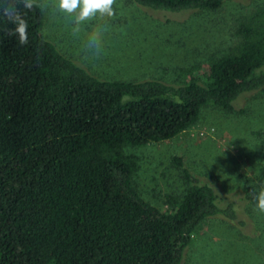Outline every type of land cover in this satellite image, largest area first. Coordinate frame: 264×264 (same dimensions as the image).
I'll return each instance as SVG.
<instances>
[{"label":"trees","instance_id":"1","mask_svg":"<svg viewBox=\"0 0 264 264\" xmlns=\"http://www.w3.org/2000/svg\"><path fill=\"white\" fill-rule=\"evenodd\" d=\"M224 0H133L151 10L214 9ZM28 43L0 32V264H177L211 216L243 226L235 201L218 205L192 175L164 211L132 184L125 146L170 138L210 104L233 109L264 86V28L244 22L236 52L211 58L202 80L101 78L41 33L23 10ZM11 28L0 16V28ZM255 189L247 185L243 197Z\"/></svg>","mask_w":264,"mask_h":264},{"label":"rangeland","instance_id":"2","mask_svg":"<svg viewBox=\"0 0 264 264\" xmlns=\"http://www.w3.org/2000/svg\"><path fill=\"white\" fill-rule=\"evenodd\" d=\"M56 0H42L41 33L65 54L101 78H157L179 83L204 75L207 62L236 52L244 22L264 28V0H224L214 9L151 10L133 0H115V16L85 21L74 35L72 15L58 10ZM106 22L103 54L85 51L87 36ZM67 34L66 36H64ZM74 36V37H71ZM134 161L132 184L139 195L161 210L187 187L180 156L189 172L210 184L218 205L235 201L243 226L218 216L194 229L177 264H264V213L243 197L264 180V86L241 93L233 109L204 105L197 118L176 135L138 146H125Z\"/></svg>","mask_w":264,"mask_h":264},{"label":"clouds","instance_id":"3","mask_svg":"<svg viewBox=\"0 0 264 264\" xmlns=\"http://www.w3.org/2000/svg\"><path fill=\"white\" fill-rule=\"evenodd\" d=\"M115 0H56L55 7L74 17V35L81 32V25L85 21H90L97 16L101 20L115 16ZM42 0H0V16L7 24L13 27L0 28V32L7 36H15L21 45L28 43V21L24 18L23 10L31 11L33 8L41 7ZM109 30V25L104 22L94 27V30L87 36L84 44L85 51L93 57L99 58L103 54V35ZM260 185L252 198L255 207L264 213V180L257 181Z\"/></svg>","mask_w":264,"mask_h":264},{"label":"crops","instance_id":"4","mask_svg":"<svg viewBox=\"0 0 264 264\" xmlns=\"http://www.w3.org/2000/svg\"><path fill=\"white\" fill-rule=\"evenodd\" d=\"M41 27H42V25H41ZM43 35L45 36V37H49L48 35H46V34H44L43 33ZM67 34H65L64 36H66ZM71 37H74V36H71Z\"/></svg>","mask_w":264,"mask_h":264}]
</instances>
